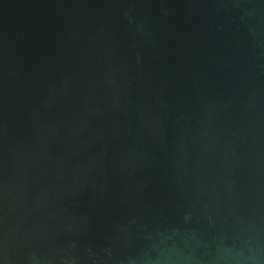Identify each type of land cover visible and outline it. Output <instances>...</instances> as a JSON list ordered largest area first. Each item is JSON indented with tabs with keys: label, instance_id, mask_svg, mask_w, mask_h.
I'll list each match as a JSON object with an SVG mask.
<instances>
[{
	"label": "water",
	"instance_id": "1",
	"mask_svg": "<svg viewBox=\"0 0 264 264\" xmlns=\"http://www.w3.org/2000/svg\"><path fill=\"white\" fill-rule=\"evenodd\" d=\"M0 264H264V0H0Z\"/></svg>",
	"mask_w": 264,
	"mask_h": 264
}]
</instances>
